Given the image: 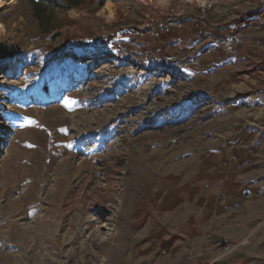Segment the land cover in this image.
Returning <instances> with one entry per match:
<instances>
[{
    "label": "rangeland",
    "instance_id": "374dc122",
    "mask_svg": "<svg viewBox=\"0 0 264 264\" xmlns=\"http://www.w3.org/2000/svg\"><path fill=\"white\" fill-rule=\"evenodd\" d=\"M209 4L212 26H264L259 0H106L71 11L17 0L0 10V45L13 53L0 61V264L240 258L234 248L214 256L183 210L193 209L203 158L241 132L217 96L225 81L243 90L251 50L224 40L225 71L205 52L181 61L147 28L174 10V26L199 30L193 20ZM260 228L250 223L249 264H264Z\"/></svg>",
    "mask_w": 264,
    "mask_h": 264
},
{
    "label": "crops",
    "instance_id": "0c3cea01",
    "mask_svg": "<svg viewBox=\"0 0 264 264\" xmlns=\"http://www.w3.org/2000/svg\"><path fill=\"white\" fill-rule=\"evenodd\" d=\"M232 27L236 30L234 36L220 37L214 43L205 42L202 33L192 26H186L184 30L175 26L168 34L148 32L161 38L156 46L167 49L173 45L177 55L182 56L181 61L205 52L203 56L222 65L225 71L230 69L231 56L224 49V40L239 38L247 50H251L246 55L249 74L246 83L243 82V90L239 86L241 81L234 87L230 81H225L223 88L226 91L218 90L217 96L223 100L219 106L227 114L225 119L237 118L241 132L229 136L221 148L203 158L192 184L196 197L193 209L190 212L191 207L186 204L183 210L184 217L193 213L188 223H193V230L202 240H209L214 247V256L218 254L223 260L230 248H234V252L240 251L237 261L218 262L215 257L208 264H249L248 240L255 237V231L250 232V223H256L257 227L261 224L260 229H264V54L260 52L264 47V26L260 29L259 26ZM180 66L181 71H185L186 63ZM221 86L218 84L217 87ZM234 112L239 114L233 115ZM188 223L182 228L186 235ZM259 232L258 228L256 238H263Z\"/></svg>",
    "mask_w": 264,
    "mask_h": 264
},
{
    "label": "built area",
    "instance_id": "2783aa9c",
    "mask_svg": "<svg viewBox=\"0 0 264 264\" xmlns=\"http://www.w3.org/2000/svg\"><path fill=\"white\" fill-rule=\"evenodd\" d=\"M261 4H264V0H259ZM212 5H205L201 11L200 14L197 15L193 23L195 26H197L200 30V32L203 35V38L205 42L207 43H214L218 40L220 37H231L234 36L236 33V30L232 26H225V25H218V26H212L207 20L208 12L212 9ZM175 11L172 10L171 14L166 16L163 22L160 23H154L150 22L147 25V28L153 31H156L159 34H168L170 31L175 27L174 26V18L177 16V14L174 13ZM179 28H182L183 26L179 24ZM98 40L94 39L92 42V45H97Z\"/></svg>",
    "mask_w": 264,
    "mask_h": 264
},
{
    "label": "trees",
    "instance_id": "16d2710c",
    "mask_svg": "<svg viewBox=\"0 0 264 264\" xmlns=\"http://www.w3.org/2000/svg\"><path fill=\"white\" fill-rule=\"evenodd\" d=\"M35 4L48 3L55 8L63 11L80 10L90 7L91 5L100 3L103 4L106 0H31ZM37 13V10H35ZM38 19L44 23L43 17L37 14ZM11 49L0 45V61L12 56Z\"/></svg>",
    "mask_w": 264,
    "mask_h": 264
},
{
    "label": "bare ground",
    "instance_id": "6f19581e",
    "mask_svg": "<svg viewBox=\"0 0 264 264\" xmlns=\"http://www.w3.org/2000/svg\"><path fill=\"white\" fill-rule=\"evenodd\" d=\"M201 2L205 1V0H199ZM15 4H17V0H0V10L5 8L6 6H14ZM4 30V26L0 23V31Z\"/></svg>",
    "mask_w": 264,
    "mask_h": 264
}]
</instances>
